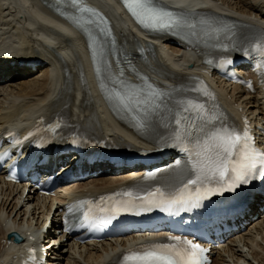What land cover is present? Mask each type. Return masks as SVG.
Returning <instances> with one entry per match:
<instances>
[{"label":"bare ground","instance_id":"1","mask_svg":"<svg viewBox=\"0 0 264 264\" xmlns=\"http://www.w3.org/2000/svg\"><path fill=\"white\" fill-rule=\"evenodd\" d=\"M165 1L172 5L185 4L193 12L221 13L250 26L264 24V0ZM33 3L36 6H32ZM40 4L43 2L29 0L26 9L13 0H0V132L12 127L22 129L62 111L70 124L92 130L102 141L137 151L146 148L149 143L128 133L110 116L97 82L89 77L90 58L85 39L64 19L49 10H39ZM102 8L110 16L109 5ZM27 16L37 21L32 24L26 21ZM113 22L116 46L147 45L142 34L122 19L119 10ZM37 25L48 36L37 30ZM161 47V51L153 48L145 68L156 84L171 89L180 81L203 73L202 60L184 48L166 43ZM38 60L48 64L32 79L33 71L28 63ZM215 77L211 75L214 81ZM217 84L223 101L235 116L255 121L264 114L262 92L247 94L237 86ZM145 170H138L137 174L128 172V175H123L125 171L118 174L111 170L98 178L70 184L61 189L52 202L43 200L33 191L25 196L24 188L4 183L0 177V264H12L16 260L29 238L30 229H43L56 207L52 224H59L58 210L72 196L114 190L135 182V175H142ZM260 218L251 229L238 238H231L216 252L213 264H264V216ZM12 233L23 239L18 246L8 245V236ZM63 237L44 238L52 253L49 264H64V261L65 264H109L119 253L120 245L135 240L77 246L69 237L66 240ZM52 240L60 243L59 248Z\"/></svg>","mask_w":264,"mask_h":264},{"label":"snow or ice","instance_id":"2","mask_svg":"<svg viewBox=\"0 0 264 264\" xmlns=\"http://www.w3.org/2000/svg\"><path fill=\"white\" fill-rule=\"evenodd\" d=\"M71 3L82 14L80 18H70L80 28H84L85 24L93 23L91 17L99 15L94 9L83 5L82 0H71ZM124 4L137 22L145 28L159 30L196 27L195 24H185L177 16L157 7L154 0H124ZM85 13L88 14L87 17L83 15ZM201 23L205 22L201 21ZM261 51L264 54V49ZM95 54L96 49L93 48V55L95 56ZM148 87L149 92L143 98L137 91L127 93L117 91L114 96L126 107L132 104H135L136 107L144 105L145 115H148L149 108L158 109L164 96L167 95L152 88L151 85ZM111 98L109 97V99ZM192 107L203 113L202 119L205 124L213 123L218 119L216 116L208 115L203 106L193 105ZM185 111H188V108H185ZM177 123L179 124L180 121L177 120ZM141 126H143V122ZM175 139L183 142L180 136ZM183 150L189 156L188 178L175 192L165 193L157 189L143 197L142 199L149 206L163 207L164 210H168L173 205H198L201 199L212 192L234 189L241 182L247 183L248 177L254 176L258 172L264 173V159H258L261 154L255 151L252 137L248 131L241 133L234 128H215L198 139L194 148L185 147ZM176 163L177 166L180 165V161ZM148 175L154 177L155 173ZM213 183L217 185L216 188L209 187ZM123 195L131 196L132 193L126 192ZM120 210L121 208L118 206L116 211ZM102 222L109 223L110 220L105 219ZM173 239L176 241L175 244H153L147 246L146 250L142 252L137 251L129 254L125 259L134 260L136 264H202L205 249L189 240Z\"/></svg>","mask_w":264,"mask_h":264},{"label":"rangeland","instance_id":"3","mask_svg":"<svg viewBox=\"0 0 264 264\" xmlns=\"http://www.w3.org/2000/svg\"><path fill=\"white\" fill-rule=\"evenodd\" d=\"M39 74H34L32 79H34V76H38ZM248 251V250H247ZM255 264H258L257 262H255Z\"/></svg>","mask_w":264,"mask_h":264}]
</instances>
